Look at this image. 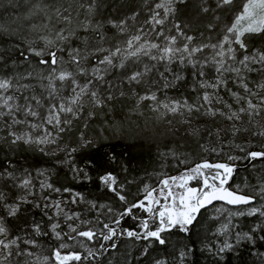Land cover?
Instances as JSON below:
<instances>
[{
    "label": "trees",
    "instance_id": "1",
    "mask_svg": "<svg viewBox=\"0 0 264 264\" xmlns=\"http://www.w3.org/2000/svg\"><path fill=\"white\" fill-rule=\"evenodd\" d=\"M163 2L0 0V79L13 81L14 87L7 94L17 97L16 103H23V97L41 99L43 106L37 107L40 118L28 117L32 123L42 125L38 130L46 127L44 114L52 104L67 103L75 95L73 79L80 85L88 84V92L96 91L103 101L98 105L89 95H83L79 104L73 106L77 108L76 115L64 118L70 123L62 124L63 131L48 137L54 140L51 144L12 143L10 132L24 136L33 130L25 123L13 124L6 112L0 115V225L6 228L8 240H16L9 261L2 264H56L55 251L61 255L77 253L61 250V245L72 244L74 239L85 240L87 249L78 253L81 261L68 264H264V215L236 214L252 207L264 209V159L252 160L247 155L264 152V136L258 135L264 130V113L251 122L242 113L236 122L240 131L235 135L230 130L233 122L225 116L204 114L208 108L229 113L228 106L237 110L246 106L248 99L258 102V97L264 96V90L258 87L264 84V63L249 62L247 68L238 63L245 55L264 52V33L242 38L247 51L232 45L235 60L225 58V68L238 67L239 74L231 70L217 72L214 61L219 60L218 49L210 45L222 40L243 0L224 6H219V0H173L174 11L167 16L163 8L156 7ZM37 3L45 6L43 12L34 9ZM205 7L209 11H203ZM156 13V19H163V24H155ZM58 34L65 39H58ZM134 36L141 40L129 48L127 42ZM172 36L176 37L175 45L167 39ZM187 36L193 37L190 47L209 45L195 53L191 62L187 54L181 62L179 53L173 62L153 60L151 55H160L155 49L149 55L130 54L140 43L183 47L189 43ZM117 48L120 52L112 57V65L100 63ZM33 49L42 55H35ZM53 51L57 64H41V59L50 61L48 53ZM61 72L71 73V79H56ZM137 72L140 76L131 81ZM49 76L56 87L54 98L46 87ZM217 80L222 83L215 88L202 86ZM243 83L257 95L245 93ZM205 93L212 98L211 104L204 103ZM233 93L243 99L238 101ZM153 94L155 103L141 99ZM172 102L203 107L200 112L191 113V124L183 123L182 116L162 118L153 110ZM16 118L25 119L22 113ZM192 128H199V134L192 135ZM45 135V130L43 135L38 131L31 134L34 138ZM84 141L92 143L85 145ZM204 160L237 167L230 188L237 186L240 194L253 196L255 203L238 208L215 204L200 210L187 231L174 227L162 232L163 245L143 238L144 221L148 222V231L160 226L156 215L139 208H133L130 215H121L145 200L146 188L158 192L162 180ZM109 173L116 181L111 188L102 180ZM24 180L29 185L23 186ZM48 185L68 200L63 209L78 212L81 230L97 233L93 240L80 237L77 232L69 234L63 219L43 205L41 192H46ZM190 186L200 188V179ZM72 193L80 198L75 203H71ZM121 195L124 201L119 199ZM10 206L17 207L15 215H10ZM218 208L231 214L214 215L212 212ZM53 224L59 225L60 238L56 237ZM104 224L116 229L109 241L102 239L107 234ZM128 231L142 238L129 237ZM89 250L92 257L88 256ZM28 252L33 255L27 257Z\"/></svg>",
    "mask_w": 264,
    "mask_h": 264
},
{
    "label": "snow or ice",
    "instance_id": "2",
    "mask_svg": "<svg viewBox=\"0 0 264 264\" xmlns=\"http://www.w3.org/2000/svg\"><path fill=\"white\" fill-rule=\"evenodd\" d=\"M183 2V0H181ZM234 0H219V6L224 5H233ZM173 0H164L163 3H158L156 7L164 9V15L167 16L168 13L174 11L172 8ZM34 9L37 12H43L45 10V6L37 3L34 5ZM91 10V8H89ZM203 11L207 12L209 9L207 7L203 8ZM59 14V10H57ZM159 13H156L153 16V20L155 24L161 25L163 24V19H156ZM67 19V17H65ZM225 35L223 36L222 40L218 44L210 45L213 49H218L216 51V56L219 57V60H215L214 62L218 64L216 68L217 72H221V70H231L236 72L237 74L240 73V68L238 67H231V69L225 68V58L227 60H235L234 56V49L232 48L233 44L239 45L241 49H245L247 51V45L243 37L248 34H261L264 33V0H243L241 4L237 5V14L233 20V22L225 29ZM58 39H65L63 35L58 34ZM170 45L176 44V37H168ZM189 43L183 45V47H173V46H164L161 47L159 44L151 43V44H144L140 43L139 47H136L135 51L131 52L132 56H136L138 53L143 52L144 55H149L152 49L157 50L160 55H151L153 60L161 59L166 60L168 62H173L177 59V54L179 53L180 60L183 62L184 54H187V58H189V62H191L190 58L197 52H202L204 47H209V45H204L202 47H190V42L193 40L192 36L186 37ZM141 40L140 36H134L130 40H128L129 48L133 47L134 42L139 43ZM51 43V41H48ZM35 55L40 56L42 55L41 52L36 51L35 49L32 50ZM120 52V49L117 48L110 56H105L103 60L100 61L102 64L112 65L113 59ZM48 55L51 57L49 60L41 59V64H57V56L56 52H49ZM27 58V57H25ZM76 63H79V60L76 59L75 56L72 57ZM3 57H0L2 60ZM249 62L255 63H264V52H261L259 55L250 56L245 55L243 59L238 61L239 64L243 65L245 68L248 67ZM252 70V69H250ZM71 73L61 72L56 79L59 81H65L66 79H71ZM203 75V72L200 73ZM140 76V73H135L130 77L131 81H136L137 78ZM48 84L47 89L49 90L50 96L54 98V94L56 93V87L53 83V79L51 76L47 77ZM102 79V77H100ZM89 83H91L89 81ZM222 83V81L217 80L215 84L212 85H202L206 87H217ZM72 84L74 87L72 88L73 93L75 95L68 100L67 103H59V104H52L48 109V115L44 117V122L47 124H53L58 128L59 131H63L61 127L62 124L70 123V120L64 119L61 120L60 114L63 113L65 115H76L77 108L73 107L79 104L81 97L85 94L89 95L90 98L96 104H102L103 101L97 97L96 91L88 92V84L80 85L74 79L72 80ZM243 90L248 95L254 96L257 95L251 89H249L247 83H243L241 85ZM13 81L8 78L0 79V115L6 114L11 118L13 124H20L25 123L32 129H38L42 127V125H38L36 123H32L28 117L33 119L40 118V113L37 111V107H42L41 99L37 98L36 96L31 97H23V103H16L17 97H15L10 93L13 89ZM22 88H27L28 85H21ZM258 87L264 90V84H259ZM77 88L79 91L77 92ZM123 94V93H122ZM233 96L239 101L242 100L243 97L237 93H233ZM108 99H112L111 96ZM141 99H152L156 100V96L153 94L150 97H141ZM203 101L205 104H211L212 98L208 93L203 95ZM34 102V103H33ZM162 107L166 109L167 113L172 114L173 116H182L184 117L183 123L191 124V113L192 112H200L203 105L200 107H196L194 105H189L186 102H172L171 104H163ZM229 113L218 112V110L214 108H208L205 111V115H210L215 117L217 114L221 116H225L227 120L232 121L231 132L235 135L237 132L240 131L239 126L237 125V121L241 120V114H246L251 122V119L255 116H260L264 113V96L258 97V102H253L252 99H248L246 101V106L241 105L239 109L232 110L230 106ZM187 110L188 115L185 116V111ZM154 111H159V108L153 109ZM22 113L25 117L23 121L17 119V114ZM161 116L164 113H160ZM171 123V121H169ZM220 130H217V135L219 134ZM46 135L42 137H32L29 134H25L24 136L17 135L15 132H10L9 134L13 136L12 143H16L22 141L25 144L35 143L37 145L41 144H51L54 143V140L48 139L49 136L52 134L47 132L45 129ZM192 135L199 134V128H192L191 129ZM211 135V133H209ZM258 135L264 136V130L258 132ZM91 141H84V144H90ZM207 151V149H205ZM72 151H76L73 149ZM215 151V149H213ZM248 157L251 159L257 158H264V152H256L252 151L249 152ZM89 165L92 164V161L87 162ZM207 170H215L207 171ZM234 169L230 165L226 163H210L207 160H204L201 163H196L193 167L189 170L185 171L182 175L170 177L168 179H164L161 181L162 187L159 190L158 195L163 198L165 203H161L159 199L156 198L154 193L156 192L155 189L149 191L147 188L145 189L146 196L144 201H140L138 203L133 204L131 207L127 208L125 212L121 213V215H130L132 213L133 208H139L144 210L149 214H154L159 218V227L156 230L148 231V222L144 221L142 227L145 229V234L143 235L144 239L152 238L159 242V244H165V240L162 238L161 233L164 231H168L171 228L179 227L181 231H187V226L191 225L194 220L196 219L197 214L200 210L207 205L211 204L213 201H223L228 205L232 206H241V205H249L255 203V198L249 195H241L237 192L229 190L224 185L227 183L228 178L233 173ZM200 179L201 187H190L189 183L193 180ZM103 182L108 185L110 188L113 184H115V177L110 173L102 177ZM29 184L28 180L23 181V186H27ZM51 187V185H48ZM181 189V191H174L173 189ZM115 191V189H112ZM57 191H59L57 189ZM262 194H264V189L261 190ZM119 199L121 201L125 200L124 196H120ZM145 201L147 203H145ZM170 201V202H169ZM57 207L59 205L57 204ZM158 208V210H157ZM17 211V207H9L10 215H15ZM259 213L260 215H264V209H259L256 207H252L248 212V215H256ZM238 215H243V212L236 213ZM69 220L72 219L71 216L68 217ZM119 223V220L116 221ZM58 227L57 224L52 225V229L55 230ZM72 232H77L76 227L70 226ZM104 228L107 229V234L102 235L103 241H109L112 239L113 236L116 235V229L110 227L108 224H104ZM57 237L60 236V233H56ZM77 235L87 240L91 241L96 236L97 233L92 230H81L77 232ZM127 235L129 237H135L136 239H141V235L134 232L128 231ZM0 236H4L5 239H0V249L5 250L6 255L5 259L8 256L12 255L10 251H8L12 245L16 244V240H8L7 239V230L3 225H0ZM61 247H66V245H61ZM104 245L101 244V248ZM230 247V245H228ZM223 251V249H221ZM21 254V253H17ZM27 255L31 256L33 253L28 252ZM94 254L91 250L88 252V256L92 257ZM55 258L56 264H68L69 261H81L82 256L78 253H71L68 255H61L60 251H55L53 253ZM47 260V257L44 258ZM2 264V262H0Z\"/></svg>",
    "mask_w": 264,
    "mask_h": 264
},
{
    "label": "rangeland",
    "instance_id": "3",
    "mask_svg": "<svg viewBox=\"0 0 264 264\" xmlns=\"http://www.w3.org/2000/svg\"><path fill=\"white\" fill-rule=\"evenodd\" d=\"M125 51L128 52V49H126ZM187 63H189V62H187ZM149 101L152 102V103H155V100L149 99ZM158 108H159V111H156V112L159 115H160V113H164L163 116L160 115L162 118H166L167 116L168 117L172 116V114L167 113L166 109H164L162 106H158ZM47 115H48V111L44 114V117H46ZM60 116H61V120H64V118L66 117V115L63 114V113H61ZM230 122H232V121H230ZM61 127H62V125H61ZM45 129L46 130L48 129L51 134L52 133H55V132H58V128L56 126H54V123L53 124H47L46 123V127L42 128L41 130L32 129L33 130L32 133L38 131L40 134L43 135ZM32 133L29 131L27 134L31 135ZM214 171L215 170H212V172H214ZM192 182H194V180L191 181L190 183H192ZM190 183H189V186H190ZM45 189L47 191L46 192L42 191L41 192V197H40V198H42L40 200L43 203V205L45 207H47L48 209H52L53 212H54V215L56 217H61L63 219V222L65 223L66 229H67V231H68L69 234L72 233L70 226L76 227L77 232L78 231H81V229H82L81 227L83 225H82V222L79 220V214H78V212L69 211L66 208L63 209V205L66 204L67 203L66 201H68V200H65V199L61 198L62 196H60L56 192L52 191L50 189V187L45 188ZM230 189L232 191H234V192L240 193V191H239V189H238L237 186H233ZM173 190L174 191H181V189H175V188ZM158 193H159V191L154 193V195L156 196V198L159 199L161 201V203H165V201L163 200V198L160 197L158 195ZM76 198L77 199H80L76 194H73L72 193V195H71V203H75L76 202ZM57 204L59 205V207H57ZM223 206H225V205H223ZM225 207H227V206H225ZM250 209L251 208L245 210L243 213L248 214V212L250 211ZM157 210H158V208H157ZM212 213H214V215H217V216H221V215H225V216L228 215L229 216L231 214V213H228V212L224 211L222 208H218V209L214 210ZM69 216L72 217L71 220L68 219ZM84 226H87V225H84ZM58 227H59V225H58ZM57 228L54 230L55 231V234L58 233L57 232ZM56 237H57V235H56ZM60 237L61 236H59L57 238H60ZM0 239H5V237L4 236H0ZM63 245H66V247H63V248L61 247V250L64 251V252H70V251L72 252L73 251V252L81 253L82 251H84V250L86 251V249H87V245L85 244V240H83V239H74L73 242H72V244L65 243ZM12 248L13 247L11 246V248L8 251H10ZM5 255H6L5 250L0 249V261L2 263H5V262H8L9 261V256H8L7 259H5ZM26 256L28 257V255H26ZM39 264H49V262H43V263H39Z\"/></svg>",
    "mask_w": 264,
    "mask_h": 264
},
{
    "label": "water",
    "instance_id": "4",
    "mask_svg": "<svg viewBox=\"0 0 264 264\" xmlns=\"http://www.w3.org/2000/svg\"><path fill=\"white\" fill-rule=\"evenodd\" d=\"M250 159H251V158H250ZM258 159H264V158H257V159H252V160H258ZM236 168H237V167H233L234 170H235ZM186 171H187V170H186ZM184 172H185V171H183V172H181V173H179V174H177V175H175V176L182 175ZM233 174H234V171H233V173L231 174V176L228 178L227 183L224 185L226 188H229V190H231V189H230V183H231V180H232ZM175 176H174V177H175ZM231 191H232V190H231ZM238 194H240V193H238ZM241 195H242V194H241ZM215 204L225 205V206L230 207V208L246 207V206L251 205V204H249V205H241V206H232V205H228V204H226V203L223 202V201H213L211 204L207 205L206 207L202 208L201 210H203V209H207V208H209V207H211V206H213V205H215Z\"/></svg>",
    "mask_w": 264,
    "mask_h": 264
}]
</instances>
